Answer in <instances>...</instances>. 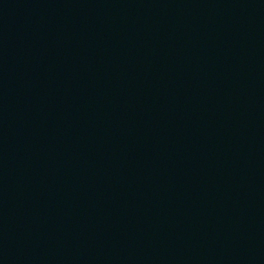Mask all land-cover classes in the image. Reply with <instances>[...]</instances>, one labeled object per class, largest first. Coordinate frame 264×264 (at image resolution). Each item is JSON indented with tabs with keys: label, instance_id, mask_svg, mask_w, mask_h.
Listing matches in <instances>:
<instances>
[{
	"label": "water",
	"instance_id": "1",
	"mask_svg": "<svg viewBox=\"0 0 264 264\" xmlns=\"http://www.w3.org/2000/svg\"><path fill=\"white\" fill-rule=\"evenodd\" d=\"M0 264H264V0H0Z\"/></svg>",
	"mask_w": 264,
	"mask_h": 264
}]
</instances>
